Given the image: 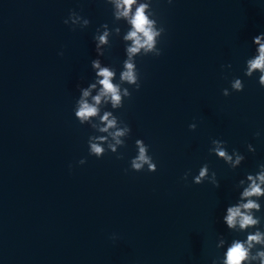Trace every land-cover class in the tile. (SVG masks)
<instances>
[{"label": "water", "instance_id": "1", "mask_svg": "<svg viewBox=\"0 0 264 264\" xmlns=\"http://www.w3.org/2000/svg\"><path fill=\"white\" fill-rule=\"evenodd\" d=\"M153 8L166 27L162 54L134 58L137 91L120 80L130 25L108 0H0V264H211L220 235L243 238L222 217L238 181L264 162V87L244 75L252 37L264 31V0H153ZM72 10L89 26L66 25ZM104 23L99 59L132 93L120 109L102 102L99 114L131 126L119 159L89 155L90 137H107L106 149L114 141L74 115L80 88L96 80L93 36ZM236 77L242 92L231 91ZM136 139L150 146L156 172L130 169ZM212 139L244 154L241 166L210 154ZM205 163L219 188L192 183Z\"/></svg>", "mask_w": 264, "mask_h": 264}, {"label": "clouds", "instance_id": "2", "mask_svg": "<svg viewBox=\"0 0 264 264\" xmlns=\"http://www.w3.org/2000/svg\"><path fill=\"white\" fill-rule=\"evenodd\" d=\"M113 8V16L116 20H125L130 25L129 30L123 36L124 41H131L125 47L127 58L123 62V70L120 73L121 82L134 86L139 90L140 74L136 68L135 57L137 55L160 56L162 49L159 47L161 37L166 33V27L159 21L157 11L153 8V0H108ZM174 0H167L169 5ZM64 23L75 29H81L89 26L90 20L82 16L79 12L72 10L69 12ZM103 29V31H101ZM115 31L119 33L120 29ZM110 32L107 23L100 25L93 36L97 58L91 61V66L95 70L96 80L86 88H80L81 96L76 102L74 109L75 118L81 125L91 124L98 127L100 132H107L112 140L108 142L107 149L102 146L107 137H90L89 138V155L97 159L102 158L107 152L117 154V158L122 155L117 152V147L126 145V140L121 137H130L132 129L126 123L124 127H118L117 117L111 111L101 112L102 102L111 103L113 109H120L124 105V97L131 98L132 93L128 88H121L120 83H114L116 76L115 70L108 66H102L99 56L103 55V48L109 43ZM252 44L255 45V51L246 60L244 75L252 78L258 75V83L264 87V31L252 37ZM59 55H63L61 51ZM225 66H222V68ZM229 70L231 64L226 66ZM99 88L97 90V86ZM77 87H80L78 84ZM232 92H242L244 83L241 78H233L230 82ZM93 90H97L96 95H92ZM231 94L228 88L223 89L225 97ZM90 98V99H89ZM99 117V123L94 122V118ZM100 124H104L100 127ZM197 125H189L190 130H195ZM115 129V131H109ZM256 136H261L257 131ZM137 149L136 155L130 161V169L135 172L157 171V162L150 155V146L143 139L135 140ZM247 151L255 153L256 148L247 144ZM209 153L214 154L218 159L224 161L231 169L235 170L241 166L246 159L238 149L233 148L229 152L227 143L221 139H212ZM79 165L87 163L86 158L78 161ZM72 165H69L71 169ZM127 171V169L125 170ZM191 172H185L183 179L188 180ZM205 181L219 188L220 183L217 173L210 170L207 163L203 164L198 174L192 176V183L196 185L203 184ZM238 198L234 203L229 204L223 214V223L226 228L235 233L244 234L243 238H233L229 243L223 235H220L216 242V249L222 251L221 256L214 257L211 264H264V215H257L262 212L261 201L264 200V162L258 164V171L249 173L245 178H241L236 184ZM115 239V235L111 237Z\"/></svg>", "mask_w": 264, "mask_h": 264}]
</instances>
